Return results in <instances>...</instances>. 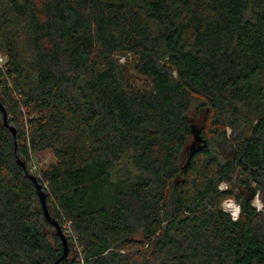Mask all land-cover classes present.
Masks as SVG:
<instances>
[{
  "label": "trees",
  "instance_id": "trees-1",
  "mask_svg": "<svg viewBox=\"0 0 264 264\" xmlns=\"http://www.w3.org/2000/svg\"><path fill=\"white\" fill-rule=\"evenodd\" d=\"M0 53V264L65 253L31 175L58 264H264V0H0Z\"/></svg>",
  "mask_w": 264,
  "mask_h": 264
},
{
  "label": "water",
  "instance_id": "water-1",
  "mask_svg": "<svg viewBox=\"0 0 264 264\" xmlns=\"http://www.w3.org/2000/svg\"><path fill=\"white\" fill-rule=\"evenodd\" d=\"M0 109L2 110L3 112V115H4V123L7 125L8 124V114L6 112V109L4 108V106L2 105V103L0 102ZM13 133L16 134V130L11 128ZM196 138L197 140L199 139L198 138V135H196ZM20 162V161H19ZM20 164L26 168L25 164H23L22 162H20ZM32 178V180L34 181V183L36 184L37 186V189H38V193H39V196H40V200H41V203H42V206H43V209H44V213H45V216L47 218V220L53 225L55 226L56 230H57V234L61 237V239L63 240V243H64V247H65V253L63 255L62 258H60L56 264H58L62 259L66 258L67 255H68V252H69V246H68V239L66 237V235L64 234L60 224L53 220L50 213H49V210H48V207H47V203H46V195L44 193V191H42V187L39 185L38 183V180L36 177L34 176H30ZM230 207L231 208H235V205L234 204H230Z\"/></svg>",
  "mask_w": 264,
  "mask_h": 264
},
{
  "label": "rangeland",
  "instance_id": "rangeland-1",
  "mask_svg": "<svg viewBox=\"0 0 264 264\" xmlns=\"http://www.w3.org/2000/svg\"><path fill=\"white\" fill-rule=\"evenodd\" d=\"M122 62H125V58L121 60ZM229 133H231V130L229 129L228 130ZM54 159H53V156L50 152L46 151V152H43V153H40V154H37L35 156V162H36V165L39 167V168H45L47 167L51 162H53ZM222 188H226V185L223 184L222 185ZM230 204H234L235 205V208H231L230 207ZM254 205L258 208V210H263V202L260 200V198H257L256 201L254 202ZM226 209L231 212V214L236 217L237 215L239 216L240 214V208L239 206L234 202V201H230L227 203L226 205Z\"/></svg>",
  "mask_w": 264,
  "mask_h": 264
},
{
  "label": "built area",
  "instance_id": "built-area-1",
  "mask_svg": "<svg viewBox=\"0 0 264 264\" xmlns=\"http://www.w3.org/2000/svg\"><path fill=\"white\" fill-rule=\"evenodd\" d=\"M5 64H6V58H5L4 55H2V54L0 53V69H4ZM32 170H33L34 172H37V170H38V167H37V165H36L35 163L33 164ZM233 217H234V216H233ZM237 218H238V215H237L236 217H234V219H237ZM65 228H66V232H68V233H72L71 228H70L69 225L66 226Z\"/></svg>",
  "mask_w": 264,
  "mask_h": 264
}]
</instances>
